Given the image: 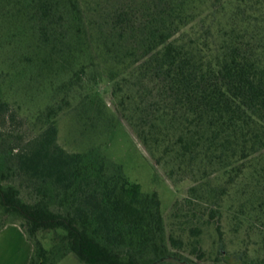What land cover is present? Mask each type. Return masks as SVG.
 I'll use <instances>...</instances> for the list:
<instances>
[{"label":"trees","instance_id":"16d2710c","mask_svg":"<svg viewBox=\"0 0 264 264\" xmlns=\"http://www.w3.org/2000/svg\"><path fill=\"white\" fill-rule=\"evenodd\" d=\"M0 1L17 21L34 23L39 68L53 85L59 76L68 77L62 86L83 82L88 72L90 83H113L114 112L98 91L81 100L88 131L106 133L120 114L158 167L195 179L191 194L214 191L211 178L225 179L201 213L220 236L215 206L239 183L247 196L239 216L255 212L264 228V0H133L99 15L90 0ZM9 110L0 100V113ZM55 119L33 144L14 148L15 170L48 183L51 194L27 202L0 169V228L21 221L34 245L29 264H53L57 252H73L87 264L180 256L174 250L185 241L167 234L158 193L144 192L95 144L69 152ZM42 231L63 232L61 252L46 248ZM203 232L191 227L192 252L208 264Z\"/></svg>","mask_w":264,"mask_h":264},{"label":"rangeland","instance_id":"374dc122","mask_svg":"<svg viewBox=\"0 0 264 264\" xmlns=\"http://www.w3.org/2000/svg\"><path fill=\"white\" fill-rule=\"evenodd\" d=\"M132 1L90 0L92 8L97 9L96 15L115 11L117 6ZM13 13L15 10L6 1H0V100L10 104L9 111L0 113V169L11 174L10 181L20 189L22 198L33 203L44 194H51L52 189L48 183L15 170L17 150L14 148L19 150L33 144L56 117L59 143L69 152H83L95 144L109 160L123 165L130 180L140 183L144 192L158 193L166 232L181 237L185 247L181 251L173 249L180 256H162L150 264H199L192 252L195 237L191 227L195 225L204 229L201 243L208 264H264V228L256 219L257 214H238L241 203L247 200L241 192L242 184L230 188L222 207L215 206L222 216L223 236H220L214 225L205 224L208 216L201 213L214 202V194L217 195L225 179L211 178L209 184L214 191L191 194L189 189L196 184L195 179L191 175L181 178L178 173L170 176L169 167H158L120 114H115L114 126L106 133L96 135L93 130L88 131L80 121L81 100L87 93L98 91L109 110L114 112L113 83H90L92 72H88L83 82L62 86L68 83V77L59 76L53 85L46 77L47 71L39 68L38 55L30 38L34 23L17 21ZM60 106L62 110L58 115L48 114L50 109L58 110ZM53 207L57 209L58 206L54 204ZM189 209V217H185ZM10 221L0 228V264H29L34 245L22 229L21 221ZM61 233L42 231L39 234L53 254L60 251ZM53 264L87 263L73 252L65 256L57 252Z\"/></svg>","mask_w":264,"mask_h":264},{"label":"crops","instance_id":"0c3cea01","mask_svg":"<svg viewBox=\"0 0 264 264\" xmlns=\"http://www.w3.org/2000/svg\"><path fill=\"white\" fill-rule=\"evenodd\" d=\"M4 230V229H3Z\"/></svg>","mask_w":264,"mask_h":264}]
</instances>
